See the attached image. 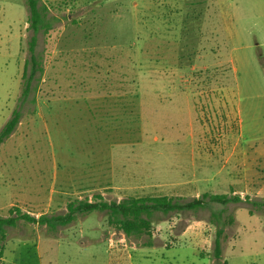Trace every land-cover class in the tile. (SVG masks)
<instances>
[{
    "label": "rangeland",
    "instance_id": "1",
    "mask_svg": "<svg viewBox=\"0 0 264 264\" xmlns=\"http://www.w3.org/2000/svg\"><path fill=\"white\" fill-rule=\"evenodd\" d=\"M39 1L49 28L34 33L26 0H0V130L19 112L0 143V216L240 200L153 211L129 235L105 211L20 219L0 264H264V0Z\"/></svg>",
    "mask_w": 264,
    "mask_h": 264
},
{
    "label": "trees",
    "instance_id": "2",
    "mask_svg": "<svg viewBox=\"0 0 264 264\" xmlns=\"http://www.w3.org/2000/svg\"><path fill=\"white\" fill-rule=\"evenodd\" d=\"M28 7V20L33 32L36 33L40 28L47 30L49 22L47 18V7L39 0H26ZM35 35L31 36L29 51L33 59V48L35 44ZM26 89H24V94ZM19 121V112L14 111L12 117L6 121L0 130V143L14 130ZM206 198L210 201L227 203L240 200L239 196L229 197L225 194H203L201 197L193 198L190 201L180 202L167 196H149L124 198L119 201H88L78 200L67 204V211L64 214L47 215L45 213L39 216L31 215L28 212L16 208L7 216H0V241L5 238L6 227L14 226L17 220H25L35 224H45L48 228H55L56 225H68L73 221L77 214L90 213L93 211H105L108 222L113 224L117 230L125 234H137L149 232L151 224V214L153 211L168 213L170 211L190 210L202 208L207 204ZM264 205V202L262 203ZM219 241L215 240V254L219 257ZM0 245V256L2 254Z\"/></svg>",
    "mask_w": 264,
    "mask_h": 264
},
{
    "label": "crops",
    "instance_id": "3",
    "mask_svg": "<svg viewBox=\"0 0 264 264\" xmlns=\"http://www.w3.org/2000/svg\"><path fill=\"white\" fill-rule=\"evenodd\" d=\"M257 188H258V187H257ZM260 188L263 189L262 187H260ZM256 191H257V193H255V194L257 195L259 191H258L257 189H256ZM44 213H45V212H44ZM41 214H42V213H41ZM31 215H34V216L37 217V216L40 215V213H34V212H32Z\"/></svg>",
    "mask_w": 264,
    "mask_h": 264
}]
</instances>
